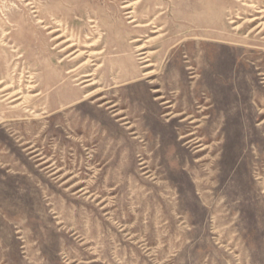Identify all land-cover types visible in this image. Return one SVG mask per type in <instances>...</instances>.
Returning a JSON list of instances; mask_svg holds the SVG:
<instances>
[{
    "label": "rangeland",
    "instance_id": "1",
    "mask_svg": "<svg viewBox=\"0 0 264 264\" xmlns=\"http://www.w3.org/2000/svg\"><path fill=\"white\" fill-rule=\"evenodd\" d=\"M0 264H264V0H0Z\"/></svg>",
    "mask_w": 264,
    "mask_h": 264
},
{
    "label": "bare ground",
    "instance_id": "2",
    "mask_svg": "<svg viewBox=\"0 0 264 264\" xmlns=\"http://www.w3.org/2000/svg\"><path fill=\"white\" fill-rule=\"evenodd\" d=\"M240 1V0H239ZM124 9H129V8H131V6L130 5H127V6H124L123 7ZM134 15V13L133 12H127V15H129L128 16V19H130L131 20V23H136V19H135V17L133 16ZM255 21V19L254 20H250L249 21V23H251V22H254ZM151 26V24H144V25H137V27H139V28H147V27H150ZM54 32H56V31H53V33ZM60 38H63V35H59V36H57L55 39H60ZM69 42V40H65L62 44H64V43H68ZM219 44H222V43H220V42H218ZM75 46V44H70L68 47H67V49H70V48H73ZM244 48V47H243ZM223 51V50H222ZM224 52H227L228 53V57L226 58V59H223V60H218L217 59V64H218V67H219V70L220 71H223V72H228L229 70H230V68L232 67L231 65H232V52L230 53V51H228V50H224ZM80 53V52H79ZM146 53V52H145ZM239 53H241L240 51H239ZM76 54V53H75ZM79 56V55H78ZM88 77H89V75H88ZM85 82H88V81H84V83ZM88 96H90V95H86L84 98H87ZM245 186H247V185H245ZM243 188H245V187H242V189ZM245 189H247V188H245ZM234 197V196H233ZM236 197V196H235ZM248 199V198H247ZM246 199V200H247ZM250 199V198H249ZM237 200V199H236ZM240 201V200H239ZM245 205H246V203H245ZM243 207H244V202H243ZM242 207V208H243ZM252 207V206H251ZM252 210V209H251ZM254 213V212H253ZM252 213V214H253ZM247 214V213H246ZM255 215V214H254ZM253 215V216H254ZM245 216V215H244ZM249 216V215H248ZM258 217V216H257ZM256 217V218H257ZM255 218V219H256ZM246 220H249V221H251L250 219H249V217H247V219ZM249 223H251V222H249ZM243 224H244V222H243ZM252 225V224H251ZM249 230V229H248ZM245 231V230H244Z\"/></svg>",
    "mask_w": 264,
    "mask_h": 264
}]
</instances>
